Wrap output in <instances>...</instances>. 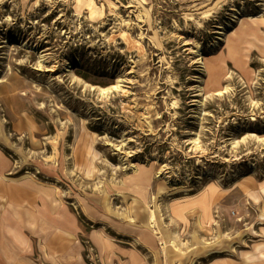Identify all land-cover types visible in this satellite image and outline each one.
I'll return each instance as SVG.
<instances>
[{
    "label": "rangeland",
    "instance_id": "374dc122",
    "mask_svg": "<svg viewBox=\"0 0 264 264\" xmlns=\"http://www.w3.org/2000/svg\"><path fill=\"white\" fill-rule=\"evenodd\" d=\"M0 156L82 264H264V0H0Z\"/></svg>",
    "mask_w": 264,
    "mask_h": 264
},
{
    "label": "crops",
    "instance_id": "0c3cea01",
    "mask_svg": "<svg viewBox=\"0 0 264 264\" xmlns=\"http://www.w3.org/2000/svg\"><path fill=\"white\" fill-rule=\"evenodd\" d=\"M10 168L11 161L0 156V264H60L68 259L72 264H82L81 249L69 232L68 243L56 251L60 225L48 226L45 233V215L40 208L44 195L29 180L7 179Z\"/></svg>",
    "mask_w": 264,
    "mask_h": 264
},
{
    "label": "bare ground",
    "instance_id": "6f19581e",
    "mask_svg": "<svg viewBox=\"0 0 264 264\" xmlns=\"http://www.w3.org/2000/svg\"><path fill=\"white\" fill-rule=\"evenodd\" d=\"M87 10L90 12V13H93L94 12V10H95V6H93V2H89V3H87ZM100 11V10H99ZM101 12V11H100ZM218 32H221V31H218ZM220 34H222V33H220ZM123 38H124V40H125V42H126V46H128L129 48H131L132 47V41H131V37L127 34V33H124V34H122L121 35ZM218 41H221V42H223L224 41V39L223 38H218L217 39ZM219 45V43L217 42V41H214L213 43H211L210 45H209V50H212V49H214L215 47H217ZM138 49L139 50H141V48H140V46L138 47ZM196 52H198V60L199 59H202L201 58V54H200V49H199V47L196 49ZM197 62H199V61H197ZM201 63V62H200ZM54 67L55 66H50V68L49 69H47L49 72H52L53 74H51V76L52 75H54ZM64 69H67V66H64L63 67ZM118 88V85H115V86H113L112 87V89H117ZM105 90H107V89H104L103 91L105 92ZM224 90H222V92H223ZM152 216L153 215H151V218H152Z\"/></svg>",
    "mask_w": 264,
    "mask_h": 264
}]
</instances>
